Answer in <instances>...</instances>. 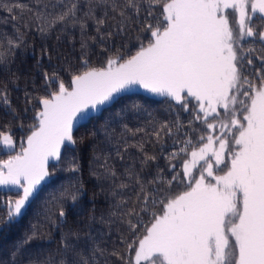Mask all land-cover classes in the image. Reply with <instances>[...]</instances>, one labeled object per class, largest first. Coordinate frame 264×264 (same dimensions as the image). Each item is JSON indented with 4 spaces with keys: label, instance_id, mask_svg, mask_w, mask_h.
Wrapping results in <instances>:
<instances>
[{
    "label": "trees",
    "instance_id": "trees-1",
    "mask_svg": "<svg viewBox=\"0 0 264 264\" xmlns=\"http://www.w3.org/2000/svg\"><path fill=\"white\" fill-rule=\"evenodd\" d=\"M172 1L0 0V161L25 148L44 100L151 46L168 28ZM249 28L235 52L239 107L264 85V17ZM230 116L204 118L191 99L119 95L74 127L18 219H9V204L20 191L0 188V264H133L166 206L192 189L184 165L208 125ZM239 252L230 235L222 264H238Z\"/></svg>",
    "mask_w": 264,
    "mask_h": 264
},
{
    "label": "rangeland",
    "instance_id": "rangeland-1",
    "mask_svg": "<svg viewBox=\"0 0 264 264\" xmlns=\"http://www.w3.org/2000/svg\"><path fill=\"white\" fill-rule=\"evenodd\" d=\"M165 12L168 28L154 34L151 46L75 78L71 89L42 102L25 148L0 161V188L20 191L9 219L22 215L48 179L47 165L72 144L74 127L119 95L191 99L204 118L221 109L231 116L208 125L205 144L184 165L185 176L195 177L192 189L166 206L133 264H222L230 235L238 264H264V85L239 107L244 91L235 67L238 45L252 35L249 23L264 17V0H173ZM1 145L13 149L7 135Z\"/></svg>",
    "mask_w": 264,
    "mask_h": 264
}]
</instances>
